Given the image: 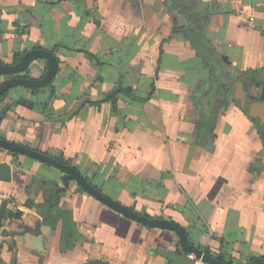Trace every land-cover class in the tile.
Here are the masks:
<instances>
[{
	"label": "crops",
	"instance_id": "0c3cea01",
	"mask_svg": "<svg viewBox=\"0 0 264 264\" xmlns=\"http://www.w3.org/2000/svg\"><path fill=\"white\" fill-rule=\"evenodd\" d=\"M184 8L206 13L202 38L234 79L252 73L264 85V0H0V65L35 49L58 63L48 85L0 97V137L65 161L140 215L179 224L214 258L264 262V103L252 104L261 87L239 82L241 100L236 89L216 92L174 32L190 25ZM47 64L0 75V85L40 79ZM0 162L11 173L0 210L20 214L1 222L0 264H171L162 253L180 252L174 231L125 217L55 167L2 148Z\"/></svg>",
	"mask_w": 264,
	"mask_h": 264
},
{
	"label": "water",
	"instance_id": "95a60500",
	"mask_svg": "<svg viewBox=\"0 0 264 264\" xmlns=\"http://www.w3.org/2000/svg\"><path fill=\"white\" fill-rule=\"evenodd\" d=\"M45 59L49 64V69L47 73L40 79H28L25 77H13L8 79L0 85V95L6 92L8 89L15 86H24L28 88H40L48 85L58 70V63L56 58L44 49H35L26 52L22 55L20 61L14 65H0V75H15L22 73L28 66L37 59ZM236 99H242V91L236 89L235 91ZM264 127V126H263ZM0 148L10 151L17 152L18 154L25 155L30 158H35L40 162L47 163L56 169L64 173L63 181L73 180L75 183L85 192H87L92 197L104 203L106 206L114 209L125 217L131 218L134 221L146 225L148 227H156L167 230H172L178 237V243L180 247V252L177 251H166L162 255L168 259L171 264H193L194 259H200L205 264H225L209 254L203 252L198 247L190 244L187 241V234L184 229L177 223L159 218H148L146 216L140 215L136 211L122 205L121 203L112 200L108 196L103 195L101 192L96 190L91 186L87 180L73 167L62 164L60 161L50 157L49 155L33 150L30 148L23 147L14 142L6 141L0 137ZM11 179L10 166L7 163L0 162V181L9 182ZM44 235V232L42 231ZM40 238V236H38ZM192 256V259L187 257ZM249 264H264V262H252Z\"/></svg>",
	"mask_w": 264,
	"mask_h": 264
},
{
	"label": "trees",
	"instance_id": "16d2710c",
	"mask_svg": "<svg viewBox=\"0 0 264 264\" xmlns=\"http://www.w3.org/2000/svg\"><path fill=\"white\" fill-rule=\"evenodd\" d=\"M173 6L176 8L178 5H174ZM179 7V6H178ZM188 9V10H187ZM187 9H183L184 14L187 15V17H190V21L192 22V17H195L196 19H199V21L191 23L190 25L187 26H183L181 28H177L174 29V32L176 31H182L186 37V39L188 41H190L192 47H194L196 53L198 54V56L201 57L202 61L204 62V64L207 66L208 70H209V74H210V81L212 83H214V87L216 88V92L219 94H226V92L229 91H233L235 89H240L241 87L239 85V82L241 83H249L250 85L252 84L255 86H260L261 87V91H260V96L259 99L256 100H252V104L254 102L259 103H264V85L263 83L260 82V78L257 77L256 75H252V73H246V75H242L241 77H239L238 79H234L228 72V70L226 69V67L223 64V61L221 60L219 54L216 53L215 48L210 45L208 42L204 41L202 38V33H203V26L201 24V20H203V18L205 19L206 17V13L203 12L202 13H194L193 15H191V13H193L192 10H190L189 8ZM196 12V11H194ZM22 54H16L14 56L13 59V63H17L19 62V60L21 59ZM48 69V64L46 66V71ZM45 71V72H46ZM23 77L27 78V75H24ZM10 77H7V79ZM32 91H37V88H32ZM118 89L115 91L117 92ZM114 94V93H113ZM4 94L0 95V97L4 96ZM113 97V95H109L107 96V98H111ZM4 113V111H2V114ZM258 124V123H257ZM258 131L260 133V135L262 136L263 142H264V127H261L258 124ZM13 155L17 156L18 153L17 152H12ZM58 161H60L62 164H66L67 163L61 159H56ZM35 181V183H40V184H45L44 181H39L37 179H32ZM132 210H134L132 208ZM20 216L19 213L17 214H12L10 212H6L4 211V209L2 208L0 210V225L2 220L4 219V217L7 218H12V217H18ZM205 252H207L209 254V251L207 249H205ZM222 252H220L219 254H217L215 256L216 260L225 263V264H232L231 261H226L223 258V255L221 254Z\"/></svg>",
	"mask_w": 264,
	"mask_h": 264
},
{
	"label": "built area",
	"instance_id": "2783aa9c",
	"mask_svg": "<svg viewBox=\"0 0 264 264\" xmlns=\"http://www.w3.org/2000/svg\"><path fill=\"white\" fill-rule=\"evenodd\" d=\"M203 263V262H202ZM203 264H205V263H203Z\"/></svg>",
	"mask_w": 264,
	"mask_h": 264
}]
</instances>
